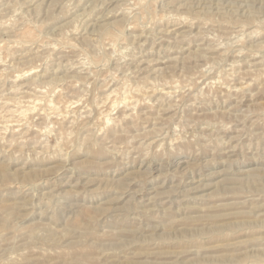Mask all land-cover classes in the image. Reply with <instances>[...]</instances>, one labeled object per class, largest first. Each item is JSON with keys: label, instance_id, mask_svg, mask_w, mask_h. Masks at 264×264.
<instances>
[{"label": "rangeland", "instance_id": "obj_1", "mask_svg": "<svg viewBox=\"0 0 264 264\" xmlns=\"http://www.w3.org/2000/svg\"><path fill=\"white\" fill-rule=\"evenodd\" d=\"M0 264H264V0H0Z\"/></svg>", "mask_w": 264, "mask_h": 264}, {"label": "bare ground", "instance_id": "obj_2", "mask_svg": "<svg viewBox=\"0 0 264 264\" xmlns=\"http://www.w3.org/2000/svg\"><path fill=\"white\" fill-rule=\"evenodd\" d=\"M25 73V72H24ZM20 74V73H19ZM23 75V74H22ZM241 87V86H240Z\"/></svg>", "mask_w": 264, "mask_h": 264}]
</instances>
